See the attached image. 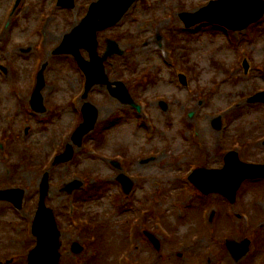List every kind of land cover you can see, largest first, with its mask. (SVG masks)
Wrapping results in <instances>:
<instances>
[{"label":"rangeland","instance_id":"rangeland-1","mask_svg":"<svg viewBox=\"0 0 264 264\" xmlns=\"http://www.w3.org/2000/svg\"><path fill=\"white\" fill-rule=\"evenodd\" d=\"M94 1L75 0L73 9H64L58 0H23L15 9L16 0H0V188L24 189L26 214L36 208L49 172V201L59 212L63 244L88 249L64 254L62 264H264V180L245 181L234 205L190 182L198 168H223L231 150L243 162L264 164V103L248 100L264 91V17L239 32L208 23L188 29L180 14L197 12L210 0H138L99 40L101 54L106 38L124 50L106 70L111 80L127 84L143 106L139 113L106 86H95L84 100L86 78L78 62L55 54ZM82 54L89 59L86 50ZM44 64L41 93L48 110L37 113L30 101ZM85 101L99 109L96 128L82 148L75 146L70 162L53 166L48 157L72 143ZM218 117L221 130L213 126ZM121 155L124 163L116 168L112 160ZM148 158L154 159L142 162ZM122 173L135 182L130 195L117 180ZM76 179L84 184L69 194ZM25 214L0 202V247L17 258L32 243ZM131 233H138L133 248ZM245 237L253 238L252 251L236 262L227 242Z\"/></svg>","mask_w":264,"mask_h":264},{"label":"water","instance_id":"water-1","mask_svg":"<svg viewBox=\"0 0 264 264\" xmlns=\"http://www.w3.org/2000/svg\"><path fill=\"white\" fill-rule=\"evenodd\" d=\"M136 0H99L94 2L89 10L88 15L77 26L73 32L65 37L64 42L60 48L55 51V54L68 53L75 56L81 68L87 76L86 93L84 99H87L90 90L94 85L107 86L112 96L120 99L123 103L133 104L137 106L127 87L123 82L110 81L106 69L105 61L115 54H124L120 48L119 43L115 40L107 39V49L103 56H100L98 47V32L108 29L118 24L125 14L129 11ZM62 6H75V0H60ZM264 15V0H218L211 2L207 7L201 9L198 13H183L182 20L188 27L194 26L203 21H210L226 25L234 30H243L250 24L258 21ZM88 50L91 61L86 60L82 54L81 49ZM44 66L39 74V81L37 88L32 97V106L38 111H45L43 106L42 89L45 86ZM246 71L249 69V64L245 63ZM183 84H187L185 75H181ZM251 102H264V92L250 99ZM166 108V104H164ZM84 122L78 127L72 137V141L77 146H81L83 138L89 134L96 126L99 118V110L91 102H86L83 106ZM216 129H221L222 124L220 119H216L213 123ZM74 146L69 144L65 153L58 156L55 164L65 163L70 161L74 156ZM264 177V166H253L244 164L240 161L236 152H231L226 157V167L223 170H205L199 169L194 172L191 180L204 193L219 192L228 197L232 202L236 200L237 191L244 180L248 178ZM49 174L46 175L42 183V200L45 199L49 191ZM121 180L126 186H130L129 180L122 177ZM82 185L80 181H74L67 186L68 191H73ZM129 191V190H128ZM24 192L20 189H10L0 191L1 199H16L21 206V201ZM19 200V201H18ZM43 202V201H42ZM44 206V205H43ZM41 205V209L43 207ZM40 210L36 223L35 233L38 232L39 222L42 221ZM57 238V234H56ZM159 247V243L156 242ZM249 241L243 244L231 242L228 244L230 250L236 258H239L247 253L249 250ZM59 244L56 242V247L49 250L45 242L39 246L30 255V264H59ZM78 244H75V251L81 252Z\"/></svg>","mask_w":264,"mask_h":264},{"label":"flooded vegetation","instance_id":"flooded-vegetation-1","mask_svg":"<svg viewBox=\"0 0 264 264\" xmlns=\"http://www.w3.org/2000/svg\"><path fill=\"white\" fill-rule=\"evenodd\" d=\"M50 199H49V196L47 197V199H46V202H47V205L52 209V211H53V213H54V215H55V218H56V220H57V223H58V225H60V217H59V212L58 211H56L55 209H54V207H53V205H52V203H51V201H49ZM50 203H49V202ZM24 203H26V197H25V202ZM4 206H6L7 205V203H2ZM11 208V207H10ZM38 208H39V202L37 203V205H36V208L34 209V210H31L30 212H29V218H31L32 220H33V218H34V215H35V212L38 210ZM23 209L25 210V204H24V207H23ZM66 217V216H65ZM24 225V224H23ZM5 227V226H4ZM25 232H26V234H27V232L29 233V230H28V227L26 226L25 227ZM65 234V232H63L62 231V237H63V235ZM28 235V234H27ZM4 236H5V234L4 233H1L0 232V245H2V240H3V238H4ZM31 238H32V243L30 244V249L32 248V246L36 243V239L33 237V236H31ZM62 240V248H61V251H62V255H63V257H62V261H63V258H64V254H68V255H70V254H72V246H73V243L74 242H72V245H71V243H70V241L68 242V244L65 246V244H63L64 242H63V238L61 239ZM2 247H0V264H14L16 261L15 260H27V254H28V252H29V248L27 249V248H25L24 249V251L19 255V258H17V252L16 253H14V254H11L10 255V252H7V251H2ZM65 252V253H64ZM2 254H6L7 255V257H6V260L2 257ZM2 261H5V262H7V263H3Z\"/></svg>","mask_w":264,"mask_h":264},{"label":"bare ground","instance_id":"bare-ground-1","mask_svg":"<svg viewBox=\"0 0 264 264\" xmlns=\"http://www.w3.org/2000/svg\"><path fill=\"white\" fill-rule=\"evenodd\" d=\"M204 132L211 133V131L209 129H204Z\"/></svg>","mask_w":264,"mask_h":264}]
</instances>
